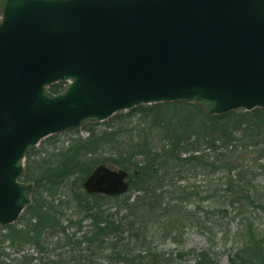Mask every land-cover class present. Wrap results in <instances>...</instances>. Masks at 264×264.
Segmentation results:
<instances>
[{
	"label": "water",
	"instance_id": "1",
	"mask_svg": "<svg viewBox=\"0 0 264 264\" xmlns=\"http://www.w3.org/2000/svg\"><path fill=\"white\" fill-rule=\"evenodd\" d=\"M68 82L65 91L48 88ZM187 102L264 109V0H5L0 18V226L32 203L27 151L121 111ZM89 194L123 195L99 165Z\"/></svg>",
	"mask_w": 264,
	"mask_h": 264
},
{
	"label": "trees",
	"instance_id": "2",
	"mask_svg": "<svg viewBox=\"0 0 264 264\" xmlns=\"http://www.w3.org/2000/svg\"><path fill=\"white\" fill-rule=\"evenodd\" d=\"M66 87L59 82L49 91ZM40 145L25 159L32 203L16 223L0 226V264H176L154 244L170 238L185 245L188 228L207 245L183 249L179 258L214 264L221 241L232 244L229 264H264V229L252 217V208L264 214L263 108L209 116L187 102L141 105L104 127L87 122ZM99 165L126 171L128 191L87 193L83 182ZM217 174L226 191L213 219L209 210L190 208L201 196L191 180ZM231 213L234 229L225 222Z\"/></svg>",
	"mask_w": 264,
	"mask_h": 264
},
{
	"label": "rangeland",
	"instance_id": "3",
	"mask_svg": "<svg viewBox=\"0 0 264 264\" xmlns=\"http://www.w3.org/2000/svg\"><path fill=\"white\" fill-rule=\"evenodd\" d=\"M108 121V120H106ZM106 121L102 122H97L100 124V127H104V123ZM134 124H130V127H133ZM41 145L39 144L36 146V148H40ZM223 175L222 174H217L214 176H209L207 179L203 178L202 176H198L195 179L191 180V183H193L197 189L199 190L201 196L197 197L190 206V208L198 207L199 210H204L207 211L209 210V216H211L213 219L217 216V210L216 206L224 204V199L223 195L224 192L226 191V185L222 179ZM258 185L260 189H264V175L260 177L258 180ZM198 210V209H197ZM230 211L232 209L230 208ZM212 212V213H210ZM252 217L256 223V225L264 229V214L258 210V209H253L252 208ZM232 214V213H231ZM219 215V214H218ZM212 219V220H213ZM225 222H229L232 225V228L234 229L235 226L237 225L238 219H235V217L230 216L229 219H227ZM185 236L183 243L185 245H181L172 239L168 238L165 241H162L161 238H157L158 241L154 244L155 247L160 252H164L165 254L173 255L176 257V264H192L193 261L189 259V257H182L179 258L176 256L181 250L189 249V248H202L206 247V239L204 235H202L196 228H188L185 231ZM218 237H221L219 234ZM218 240V239H217ZM219 246H216V250L219 252L218 253V259H216V262L214 264H229L228 262V257L229 253L232 250L231 243H223L221 241H217Z\"/></svg>",
	"mask_w": 264,
	"mask_h": 264
}]
</instances>
